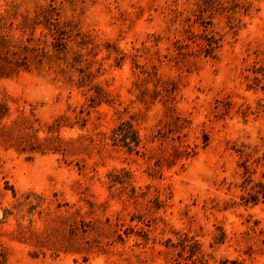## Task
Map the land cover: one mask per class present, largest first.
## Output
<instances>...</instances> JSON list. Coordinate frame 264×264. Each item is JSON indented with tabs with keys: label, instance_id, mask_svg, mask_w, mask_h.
Wrapping results in <instances>:
<instances>
[{
	"label": "rangeland",
	"instance_id": "rangeland-1",
	"mask_svg": "<svg viewBox=\"0 0 264 264\" xmlns=\"http://www.w3.org/2000/svg\"><path fill=\"white\" fill-rule=\"evenodd\" d=\"M0 252L264 264V0H0Z\"/></svg>",
	"mask_w": 264,
	"mask_h": 264
},
{
	"label": "trees",
	"instance_id": "trees-1",
	"mask_svg": "<svg viewBox=\"0 0 264 264\" xmlns=\"http://www.w3.org/2000/svg\"><path fill=\"white\" fill-rule=\"evenodd\" d=\"M57 6H55L54 3L49 4V8H47V12L43 14V18L45 21V25L50 29V35L55 38L56 41H60V44H62V39L65 33H63V30L65 28V25H62L60 23L59 14L57 12ZM42 21V20H40ZM39 21V22H40ZM205 55H211V50L213 48H217L219 44V40L215 38L213 35H211L209 38H205ZM60 44H56L57 49L60 50L59 47ZM40 57H42L41 54H39ZM17 65H26V64H17ZM112 139L115 143L123 145L129 149H133L134 147L138 146L140 143L139 136L137 134V131L133 125V123L130 120H126L121 122L116 128L112 131ZM193 253V252H192ZM195 253V252H194ZM3 258V255L0 252V261ZM192 264H206V260L203 257H199L198 260H193ZM220 264H243L242 261L238 259H224L221 260Z\"/></svg>",
	"mask_w": 264,
	"mask_h": 264
}]
</instances>
